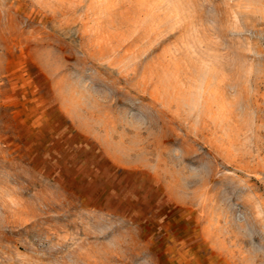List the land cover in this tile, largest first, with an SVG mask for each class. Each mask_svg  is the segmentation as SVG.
I'll list each match as a JSON object with an SVG mask.
<instances>
[{
  "label": "rangeland",
  "instance_id": "1",
  "mask_svg": "<svg viewBox=\"0 0 264 264\" xmlns=\"http://www.w3.org/2000/svg\"><path fill=\"white\" fill-rule=\"evenodd\" d=\"M0 264H264V0H0Z\"/></svg>",
  "mask_w": 264,
  "mask_h": 264
}]
</instances>
